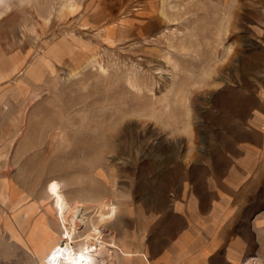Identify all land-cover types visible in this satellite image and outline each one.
<instances>
[{"label":"rangeland","instance_id":"374dc122","mask_svg":"<svg viewBox=\"0 0 264 264\" xmlns=\"http://www.w3.org/2000/svg\"><path fill=\"white\" fill-rule=\"evenodd\" d=\"M248 147L263 165L264 0H0V190L19 227L46 218L108 264L152 222L138 212Z\"/></svg>","mask_w":264,"mask_h":264},{"label":"crops","instance_id":"0c3cea01","mask_svg":"<svg viewBox=\"0 0 264 264\" xmlns=\"http://www.w3.org/2000/svg\"><path fill=\"white\" fill-rule=\"evenodd\" d=\"M252 152L250 147L231 151L217 168L202 165L195 178L191 169L173 187L163 211L138 212L141 220L152 222L136 231L123 229L119 252L113 257L112 251L108 264H242L250 257L264 264V163L251 164ZM3 193L9 200L0 201V264H17L19 248L32 257L46 253L59 241L60 230L46 218L36 220L41 227H19L11 215V188ZM3 210L11 211L5 219Z\"/></svg>","mask_w":264,"mask_h":264},{"label":"bare ground","instance_id":"6f19581e","mask_svg":"<svg viewBox=\"0 0 264 264\" xmlns=\"http://www.w3.org/2000/svg\"><path fill=\"white\" fill-rule=\"evenodd\" d=\"M39 61L41 62L42 65L46 64V66H48L49 68L51 69L53 68V65H51L49 62L46 63L41 59ZM33 65L35 66V64ZM18 69H19L18 64L12 67V70L14 72ZM21 87H23V83H21ZM17 204L18 203H15L12 205L13 210L17 207ZM65 210H66V206L64 204H60L59 211L63 218H64ZM44 227L48 228L47 226H44ZM75 231H76V225H74V219H72L71 231L67 233L69 240L73 239L75 235ZM18 240L21 244H25L24 239L22 237L19 236ZM90 248L91 247L88 244V241L84 242L82 250L80 252L75 251L73 247L68 246V245L60 246L59 243L57 242L46 253L42 254V255H45V260L43 263L44 264H65V262H68L69 264H92L91 254L89 252ZM249 261L255 264L261 263V260L255 259V258H252Z\"/></svg>","mask_w":264,"mask_h":264}]
</instances>
